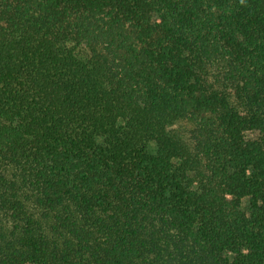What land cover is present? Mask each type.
Listing matches in <instances>:
<instances>
[{"label": "trees", "instance_id": "obj_1", "mask_svg": "<svg viewBox=\"0 0 264 264\" xmlns=\"http://www.w3.org/2000/svg\"><path fill=\"white\" fill-rule=\"evenodd\" d=\"M0 264H264V0H0Z\"/></svg>", "mask_w": 264, "mask_h": 264}]
</instances>
